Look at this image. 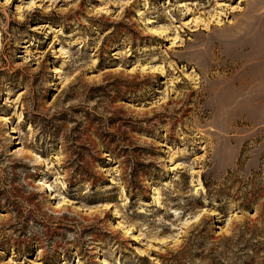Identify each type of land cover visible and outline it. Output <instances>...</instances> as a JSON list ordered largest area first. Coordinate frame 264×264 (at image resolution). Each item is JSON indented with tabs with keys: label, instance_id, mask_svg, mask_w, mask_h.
<instances>
[{
	"label": "rangeland",
	"instance_id": "374dc122",
	"mask_svg": "<svg viewBox=\"0 0 264 264\" xmlns=\"http://www.w3.org/2000/svg\"><path fill=\"white\" fill-rule=\"evenodd\" d=\"M0 264H264V0H0Z\"/></svg>",
	"mask_w": 264,
	"mask_h": 264
},
{
	"label": "bare ground",
	"instance_id": "6f19581e",
	"mask_svg": "<svg viewBox=\"0 0 264 264\" xmlns=\"http://www.w3.org/2000/svg\"><path fill=\"white\" fill-rule=\"evenodd\" d=\"M206 25V24H205ZM2 118H1V121L2 120H5V118H4V116H1ZM38 158V157H37ZM46 160H44V159H41V162H40V165H42V166H44V165H46V162H45ZM47 166V165H46ZM43 184H44V186L45 187H48V191H49V195H51L52 194V188H51V186H50V183H49V181H43L42 182ZM64 203V201L63 200H60V201H58L57 203H56V206H61L62 204Z\"/></svg>",
	"mask_w": 264,
	"mask_h": 264
}]
</instances>
